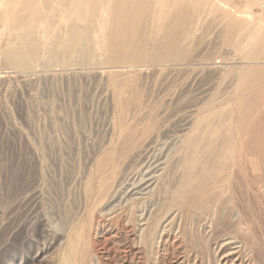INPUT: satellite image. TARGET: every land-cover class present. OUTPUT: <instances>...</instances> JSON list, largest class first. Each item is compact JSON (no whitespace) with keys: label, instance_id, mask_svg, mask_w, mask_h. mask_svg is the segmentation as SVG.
<instances>
[{"label":"rangeland","instance_id":"obj_1","mask_svg":"<svg viewBox=\"0 0 264 264\" xmlns=\"http://www.w3.org/2000/svg\"><path fill=\"white\" fill-rule=\"evenodd\" d=\"M184 4L180 46L188 53L175 62L100 65L99 38L96 65L80 63L77 49L52 58L50 40L74 20L55 10L34 26L35 64L0 61V264H264V215H253L252 229H227L200 207L184 211L174 194L187 137L203 150L201 132H237L239 94L228 83L244 68L259 78L242 94L252 99L249 121L264 114V0ZM160 12L177 11L153 9L144 27L153 37ZM103 14L93 16L95 34ZM11 39L0 38V49ZM123 108L131 116L120 118ZM111 155L115 162L104 164ZM152 156L163 169L156 187L128 198L126 179Z\"/></svg>","mask_w":264,"mask_h":264},{"label":"bare ground","instance_id":"obj_2","mask_svg":"<svg viewBox=\"0 0 264 264\" xmlns=\"http://www.w3.org/2000/svg\"><path fill=\"white\" fill-rule=\"evenodd\" d=\"M184 1L0 0V38H12L0 49L1 64L6 68L35 64L39 34L34 26L39 20H44L48 10L69 14L74 18L63 24L62 33L59 32L50 40L52 50L49 56L52 58L67 57L77 49L80 51V63L87 65L93 62L96 65L98 62L94 57V40L99 38L101 56L104 59V62H99L100 65L122 67L130 71L146 64L152 66L163 62H175L188 53L180 46L184 39L183 25L188 21V17L183 14L186 7ZM194 5L197 3L194 2ZM156 6L177 12L171 13L172 15H166L165 12L154 13L158 16V30L153 37V34L145 33L144 27L148 23L153 25V9ZM99 11H104L105 14L99 24L98 34H95L96 21L93 16ZM53 24L54 22H49L50 26L55 27ZM229 40L226 39L227 44ZM252 69L254 68H244L228 83V87H231L232 81H235L233 92L235 95L239 94L234 100L237 132L214 136L213 139L208 132H201L197 135V141L207 140L202 146L203 150H197L198 145L201 146L203 143L198 144L195 138L187 137L183 143L186 158L182 173L175 181L174 194L178 198L176 202H183L187 206H182L186 209L184 211L200 207L204 216H216L217 221L227 229L240 226L252 229L253 215L257 218L264 215V114L256 117L259 120L249 121L252 99L250 96H242L243 91L252 85L254 80L259 79L254 76L255 71ZM123 84L125 79L118 85ZM133 89L129 95L136 94V90ZM230 95L231 91H228L226 98ZM128 112L129 110L125 108L121 109L119 117L131 116ZM237 144L239 151L235 150ZM236 153L238 155H235ZM111 158L112 155L106 157L104 164L110 162ZM159 159L154 156L146 159L126 179L124 193L128 198L131 199L141 193L146 194L156 187L158 181L156 176L163 170ZM112 160L115 162L114 157ZM102 178L97 181L98 189L104 184ZM158 189L163 191L161 187ZM141 225L147 224L142 222ZM152 228L153 223L148 224L145 238L152 236ZM143 229L145 230V227Z\"/></svg>","mask_w":264,"mask_h":264}]
</instances>
